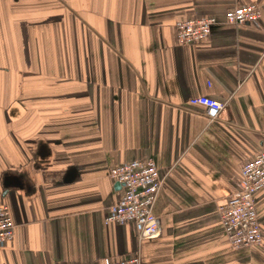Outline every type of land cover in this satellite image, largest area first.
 Returning a JSON list of instances; mask_svg holds the SVG:
<instances>
[{"label":"crops","instance_id":"obj_1","mask_svg":"<svg viewBox=\"0 0 264 264\" xmlns=\"http://www.w3.org/2000/svg\"><path fill=\"white\" fill-rule=\"evenodd\" d=\"M256 3L257 23L226 12ZM215 16L183 45L177 23ZM225 104L215 118L191 98ZM264 149V0H0V204L15 236L0 264H264L235 249L219 208ZM153 158L161 235L107 222L109 170ZM264 233V188L256 194Z\"/></svg>","mask_w":264,"mask_h":264},{"label":"built area","instance_id":"obj_2","mask_svg":"<svg viewBox=\"0 0 264 264\" xmlns=\"http://www.w3.org/2000/svg\"><path fill=\"white\" fill-rule=\"evenodd\" d=\"M262 17L256 3L240 5L225 14L227 22L234 25L257 23ZM215 16L182 19L177 23L178 41L191 45L205 40L217 24ZM195 105L207 108L215 118L225 104L208 96L191 98ZM109 176L121 183L124 192L119 201L109 206L106 221L121 224L133 223L140 241L156 239L161 235V225L154 206L163 187L164 178L153 158L135 159L112 167ZM264 188V149L241 167L239 188L220 205L219 213L226 236L235 249L262 245L264 233L258 219L256 194ZM15 236V223L7 204H0V247H5ZM101 264H142L139 254L122 259H107Z\"/></svg>","mask_w":264,"mask_h":264}]
</instances>
